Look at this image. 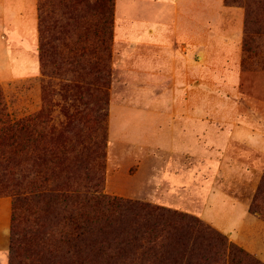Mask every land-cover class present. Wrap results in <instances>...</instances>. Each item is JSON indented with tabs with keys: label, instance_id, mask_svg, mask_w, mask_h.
<instances>
[{
	"label": "rangeland",
	"instance_id": "rangeland-1",
	"mask_svg": "<svg viewBox=\"0 0 264 264\" xmlns=\"http://www.w3.org/2000/svg\"><path fill=\"white\" fill-rule=\"evenodd\" d=\"M111 1L112 33L110 38L106 34L104 43L99 41L100 44L90 10L82 8L77 0H43L42 34L39 18L36 33H31V37L10 30V22H5L7 29L1 27L4 38L16 43L15 48L10 43L8 46L13 47L10 49L22 47L37 56V47L52 37L53 61L41 71L39 67L35 72L27 68L22 77L1 80L0 96L4 97L2 101L12 119L43 111L38 128L44 140L49 139L56 156L55 162L43 156L34 161L0 165V264H8L12 197L15 192L26 194L28 180L32 178L46 177L49 182L67 179L69 187L62 188L65 193L80 195L76 200L57 199L49 209L41 200L31 205L40 219L47 215L53 218L47 247L59 245L63 220L70 213L84 210L91 221L94 216L117 217L114 202L107 203L104 198L94 200V195L91 197L82 187L87 181L90 184L89 180L99 170L103 181L98 193L106 198L134 200L188 214L197 218L201 229L225 234L264 263L234 235L215 227L201 214L205 210L206 217L211 215L212 206L206 201L212 191L220 189L247 202V211L264 225L259 213L249 211L264 174V154L258 150L264 146L261 144L264 141V0ZM136 24L174 34L182 52L188 54L186 51L190 50V56L204 69L202 83L198 79L192 82V86L201 87L200 96H173L171 85L150 83L146 74L132 66L133 57L146 60L151 47L117 43L115 32L120 28L131 31L137 28ZM2 59L1 51L0 62ZM210 61L218 63V68H213V79L205 78L207 75L210 78L212 73L207 68ZM27 63L30 65L31 60ZM230 73L237 75L233 83L227 77ZM119 107L155 112L156 132L161 134L162 142L132 139L134 125L130 121H141L125 117L124 113L119 115V110H124ZM191 124L203 128L197 153L205 154L209 145L215 146L218 141L216 159L198 158L179 149L182 128ZM165 128H170L171 133L164 132ZM233 132L242 138L231 137ZM166 135L175 140L170 146L163 144ZM189 135L194 137L195 133ZM103 140L105 145L101 146ZM189 149L194 151L193 144ZM101 151L103 157L96 160ZM87 166L86 174L83 169ZM84 195L89 202L81 200ZM256 206L264 214V191ZM101 226H95L94 231ZM234 231L238 235L245 232L241 228ZM105 235L108 234H100L98 238ZM255 237L258 242L260 237L254 231ZM243 238L242 235L240 240ZM262 242L264 247V239ZM101 246L104 253L97 255L94 250L89 264H114L110 256L111 249L116 247L112 244L108 248L105 241ZM142 249L138 248L136 254ZM136 254L131 255L132 264Z\"/></svg>",
	"mask_w": 264,
	"mask_h": 264
},
{
	"label": "trees",
	"instance_id": "trees-1",
	"mask_svg": "<svg viewBox=\"0 0 264 264\" xmlns=\"http://www.w3.org/2000/svg\"><path fill=\"white\" fill-rule=\"evenodd\" d=\"M77 3L90 10L95 20L97 44H100L99 41L104 43V36L107 34L110 38L112 33V1L77 0ZM44 4L43 0H37L40 34L43 31ZM51 40L52 37L37 47L40 71L55 58ZM3 99L0 96V165L34 161L43 156L51 157L55 162L56 153L52 150L49 139L44 140L42 131L38 128L43 111L12 119ZM104 145L103 140L101 146ZM102 157L101 151L96 160ZM85 169L88 166L83 169L87 174L89 171ZM47 179L28 180L29 189L25 191L26 194L15 192L12 197L8 264H89L94 250L97 255L104 253L105 249L101 246L103 241L108 248L112 244L116 247V250L111 249L110 256L114 264H132L131 255L136 254L140 247L144 249L136 254L134 264H146L149 261V264H264L229 240L225 234L201 229L197 218L188 214L134 200L106 198L98 193L103 181L100 170L93 174L90 184L87 181L82 187L86 188L91 197L94 195V200L104 198L107 203L114 202L112 204L118 209V216H94L91 221L84 210L77 214L70 213L66 216V221L63 220L64 227L57 240L59 245L47 247L54 225L53 218L47 215L40 219L32 211L31 205L41 200L47 203L49 209L57 199L76 200L80 196L65 193L62 188L69 187L67 179L60 181L56 178L50 182ZM263 191L264 174L249 205L251 213H259L264 219V214L258 212L256 206ZM81 200L89 202L85 195ZM99 224L102 226L94 231V227ZM106 233L108 235L98 238L100 234ZM161 236L163 239L158 240Z\"/></svg>",
	"mask_w": 264,
	"mask_h": 264
},
{
	"label": "crops",
	"instance_id": "crops-1",
	"mask_svg": "<svg viewBox=\"0 0 264 264\" xmlns=\"http://www.w3.org/2000/svg\"><path fill=\"white\" fill-rule=\"evenodd\" d=\"M37 21V0H0V52L2 51L3 54V59L0 62V81L22 77L24 76L23 70H27L28 68L30 71L35 72L39 67L38 56L35 52L29 54L22 47L17 48L15 51L10 49L15 48L14 45L16 43L4 38L5 34L1 32V27L2 29H7L5 22H10L8 28L15 31L18 35L25 37L31 35V33H36ZM193 21L195 22V16ZM136 27V29L133 28L128 32L122 28L115 32V41L117 43L126 42L130 47H138L141 44L151 47L150 54L146 60L135 56L133 57L135 61L132 63V66L143 74H146L150 78V83L171 85L173 88L170 89L173 96H200L201 87L192 86V82H196L198 79L199 83H202L204 69L194 57L190 56V50L186 51V53L189 52L188 54L182 52L181 45H176L177 42H175L174 34H169L161 29L151 30L148 26V28L146 27L147 29H144V24H136ZM10 43L13 47L8 46ZM205 51L206 53L208 52V50ZM27 58L31 60L30 65L27 63V61H30ZM214 67L216 70L218 63L214 64L210 61L207 64V68H211L212 73L210 71V78L208 75L205 78L213 79ZM227 77L229 78V82L233 83L237 75L230 73ZM168 90L167 88V92ZM178 91L181 93H178ZM119 109H124L119 110V115L124 113L125 117L131 116V118L135 117L141 121L140 123L135 122V120L134 122L130 121V124L134 125L132 128V131H134V134L131 136L132 139L143 143L158 144L162 142L159 139L161 134L156 132L158 127L155 125V112L144 113L140 110H129L123 107H119ZM112 110L113 108L110 113L109 126H111ZM202 129V127H197L194 124L185 125L182 128L183 133H181L178 139L179 149L186 152L189 151L190 154L198 158L216 159L219 152L218 149L216 150L218 141H215V146H212L213 143L210 144V148H208L205 154L204 152L197 153L196 151L198 145V148L201 147L200 134ZM137 132H139L138 135H136ZM164 132H169L170 134L171 129L167 130L165 128ZM189 133H195L194 137L193 135L190 137ZM231 137L240 139L241 136L233 132ZM163 141L164 145L170 146L175 140L170 135H166ZM263 142H261L262 145H264ZM192 144L194 151L191 152L189 148ZM258 150L264 154V146H259ZM208 197L209 199L206 201V204L210 207L212 206L213 212L210 216L207 215L206 217L205 210H202V217L211 222L215 227L226 230L231 235H234L235 239L248 251L256 253L264 261V247L262 245L264 225L247 211V202L238 200L220 189L212 191ZM240 228L245 232L238 235L234 230ZM254 231L260 237L258 242L256 241V237L254 238ZM242 235L244 238L240 240Z\"/></svg>",
	"mask_w": 264,
	"mask_h": 264
}]
</instances>
